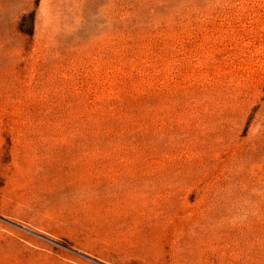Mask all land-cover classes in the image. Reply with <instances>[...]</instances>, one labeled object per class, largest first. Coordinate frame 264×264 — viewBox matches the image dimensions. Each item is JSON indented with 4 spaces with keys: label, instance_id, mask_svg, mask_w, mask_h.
<instances>
[{
    "label": "rangeland",
    "instance_id": "1",
    "mask_svg": "<svg viewBox=\"0 0 264 264\" xmlns=\"http://www.w3.org/2000/svg\"><path fill=\"white\" fill-rule=\"evenodd\" d=\"M0 264H264V0H0Z\"/></svg>",
    "mask_w": 264,
    "mask_h": 264
}]
</instances>
